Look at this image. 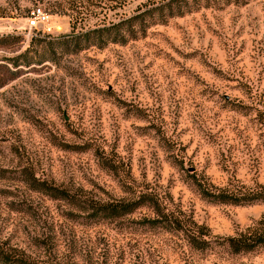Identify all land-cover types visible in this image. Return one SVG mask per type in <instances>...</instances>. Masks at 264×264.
<instances>
[{
    "label": "rangeland",
    "instance_id": "obj_1",
    "mask_svg": "<svg viewBox=\"0 0 264 264\" xmlns=\"http://www.w3.org/2000/svg\"><path fill=\"white\" fill-rule=\"evenodd\" d=\"M175 2L0 0V264H264V203L204 196L264 184V0Z\"/></svg>",
    "mask_w": 264,
    "mask_h": 264
},
{
    "label": "trees",
    "instance_id": "obj_2",
    "mask_svg": "<svg viewBox=\"0 0 264 264\" xmlns=\"http://www.w3.org/2000/svg\"><path fill=\"white\" fill-rule=\"evenodd\" d=\"M144 8L122 19L124 25L123 35L119 34L120 40L126 37L135 36L137 30H142L146 25L152 22V19L156 16H169L175 13H180L178 7L181 6L177 2L172 3V0H147ZM155 21V20H153ZM114 25V24H112ZM116 26L108 27H93L89 29L90 32H98L97 36L105 34L104 32H110V30ZM136 27V28H135ZM139 28V29H138ZM116 30V29H115ZM118 31V30H117ZM116 38V37H114ZM93 39H88L91 42ZM114 40V39H113ZM203 192V191H202ZM204 196L208 199L218 202H230V203H252L263 202L264 203V184L257 183L253 186H238L233 188L220 187L215 192L204 191ZM139 205V203H133L129 205L120 204H103L99 207L100 213L105 215H123L130 213ZM162 213L156 212V217L147 219V222L152 224H158L160 226H170L176 219H171L169 216H162ZM160 215V217H159ZM174 225V226H175ZM184 233L188 237V242L192 245L198 239L195 234L191 233L189 229H185ZM228 246L233 251L247 250L252 248L256 244L264 242V210L258 218L252 220L242 229L236 231L233 235L227 236Z\"/></svg>",
    "mask_w": 264,
    "mask_h": 264
},
{
    "label": "built area",
    "instance_id": "obj_3",
    "mask_svg": "<svg viewBox=\"0 0 264 264\" xmlns=\"http://www.w3.org/2000/svg\"><path fill=\"white\" fill-rule=\"evenodd\" d=\"M45 18L43 10L40 8V6H34L30 14L27 17V26L32 27L36 26L39 22H42Z\"/></svg>",
    "mask_w": 264,
    "mask_h": 264
}]
</instances>
